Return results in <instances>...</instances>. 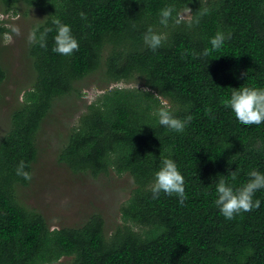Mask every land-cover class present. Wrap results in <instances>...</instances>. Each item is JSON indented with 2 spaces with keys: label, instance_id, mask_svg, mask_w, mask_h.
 Wrapping results in <instances>:
<instances>
[{
  "label": "trees",
  "instance_id": "obj_1",
  "mask_svg": "<svg viewBox=\"0 0 264 264\" xmlns=\"http://www.w3.org/2000/svg\"><path fill=\"white\" fill-rule=\"evenodd\" d=\"M18 3L46 14L32 28L39 26L37 36L51 31L44 47L28 46L35 79L0 137V264H53L63 256L72 264H264V189L255 194L257 208L231 220L214 204L221 175L236 188L251 170L264 173V122L242 125L225 107L233 88L264 87V0H0L4 11ZM168 4L191 14L162 28L157 12ZM203 7L209 13L188 27ZM54 18L70 25L78 41L71 55L52 50ZM149 27L166 33L156 51L142 42ZM217 30L231 36L211 50ZM7 31L0 21V37ZM97 70L108 82L139 75L144 87H111L86 104L58 160L74 173H127L135 186L110 232L98 213L77 226L51 228L20 202L19 187L30 179L15 169L23 161L31 177L38 131L55 101ZM5 76L0 63V84ZM165 105L181 119L191 115L183 132L155 123L153 109ZM165 157L184 177L183 204L175 194L151 192Z\"/></svg>",
  "mask_w": 264,
  "mask_h": 264
},
{
  "label": "rangeland",
  "instance_id": "obj_2",
  "mask_svg": "<svg viewBox=\"0 0 264 264\" xmlns=\"http://www.w3.org/2000/svg\"><path fill=\"white\" fill-rule=\"evenodd\" d=\"M190 14V11L181 12L184 18ZM45 16L35 6L18 3L4 11L0 4V21L8 28L0 37V63L6 71L0 84V137L8 128L10 111L35 79L28 56V38L33 26ZM102 75L97 70L85 76L75 83L76 90L55 101L38 131V154L30 180L19 187L20 202L42 213L51 228L77 226L98 213L110 232L121 222L119 207L135 186L127 173L117 174L113 170L96 176L74 173L58 160L61 147L86 104L111 87H144L139 75L118 82H108ZM53 264H72V257L63 256Z\"/></svg>",
  "mask_w": 264,
  "mask_h": 264
},
{
  "label": "clouds",
  "instance_id": "obj_3",
  "mask_svg": "<svg viewBox=\"0 0 264 264\" xmlns=\"http://www.w3.org/2000/svg\"><path fill=\"white\" fill-rule=\"evenodd\" d=\"M185 11H191L186 8ZM207 7L200 8L194 16L187 21V26L199 24L201 17L209 13ZM80 16L83 18L84 13ZM183 16L176 12L175 6L172 4L165 5L157 12V23L162 28L169 25H179L183 21ZM52 23L55 25V35L53 37V51L61 55H71L78 49V41L72 34L70 25L63 23L59 18H54ZM39 26L32 30L29 36L30 43L38 42L41 47L45 46L47 32L51 29H45L37 36ZM13 31H16L13 29ZM231 32L217 30L213 36L209 38L211 50H217L223 47L225 41L229 39ZM166 33L154 31L149 27L142 37L143 45L156 51L161 47ZM209 49L205 48L202 55L207 56ZM246 75V74H245ZM225 107L228 108L234 118L242 125H260L264 122V87H236L230 93L225 101ZM151 115L154 117L155 123L171 132H183L186 125L191 121V115L185 116L183 119L174 115V110L169 105L156 107ZM16 175L23 177L25 180L30 179V173L25 170L23 161L19 162L16 169ZM231 178L235 179L236 173L230 172ZM249 179L242 183L239 187L234 188L231 183L226 182L223 175L220 176L215 185L216 198L214 204L219 213L228 220L234 215L242 212L251 211L259 206V199L254 198L258 190L264 189V173L255 169L248 173ZM151 192L153 197L158 196L161 192L178 198V203L183 204L186 199L184 191V177L179 171L175 160L165 157L161 166L153 174L151 183Z\"/></svg>",
  "mask_w": 264,
  "mask_h": 264
}]
</instances>
